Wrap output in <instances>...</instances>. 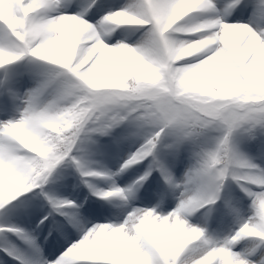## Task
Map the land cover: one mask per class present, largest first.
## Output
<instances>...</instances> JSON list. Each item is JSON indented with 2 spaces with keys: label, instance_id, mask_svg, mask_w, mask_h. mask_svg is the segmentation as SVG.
I'll return each mask as SVG.
<instances>
[{
  "label": "clouds",
  "instance_id": "1",
  "mask_svg": "<svg viewBox=\"0 0 264 264\" xmlns=\"http://www.w3.org/2000/svg\"><path fill=\"white\" fill-rule=\"evenodd\" d=\"M2 37L0 69L23 64L31 83L0 119V210L45 201L37 229L62 216L57 207L78 213L68 224L78 239L52 260L16 256L21 264H261L264 162L241 145L264 142V0H0ZM105 138L134 146L114 170L83 151ZM157 142L177 157L187 148L189 163L180 175L169 167L143 205ZM61 167L110 218L93 222L67 198L53 206L47 186ZM233 186L242 197L226 195ZM220 204L233 225L223 235L211 228Z\"/></svg>",
  "mask_w": 264,
  "mask_h": 264
},
{
  "label": "rangeland",
  "instance_id": "2",
  "mask_svg": "<svg viewBox=\"0 0 264 264\" xmlns=\"http://www.w3.org/2000/svg\"><path fill=\"white\" fill-rule=\"evenodd\" d=\"M107 3H121L122 0H106ZM70 11L75 10L74 6L69 9ZM243 11V10H242ZM243 14L246 16L247 12L244 11ZM29 70L25 67V65L18 66L17 68L12 69L8 76L15 84V87L17 90H22L24 87L30 86V79L28 76ZM4 74L0 72V80L2 79V76ZM5 118L3 114H0V119ZM117 136L120 135V132L115 134ZM261 144H264V142H261L260 140L252 141V142H244L241 147L244 152L249 154L250 156L256 158L257 162H264V158H261ZM129 150H134V146L131 145L129 142H125L123 144L117 145L113 142V140L109 138H105L101 141L100 149L98 151L94 152L93 159L100 160L102 163L107 165L109 168H112L113 170L119 166L120 163H122L123 158H125L126 153ZM166 163L168 166L176 172L177 175L182 174L184 169L189 163V151L187 148H185L179 156H169L166 158ZM146 166V163L144 165L136 166L133 169H130L125 174H123L120 179L119 183L121 185L128 183L130 180L134 179L140 172L144 170ZM69 174V169H65L61 172V175L63 177H60V179L63 180V182H74V179L71 177L67 178ZM102 183V182H101ZM51 194L55 195L58 198H67L71 199V195L69 194L68 190H72L77 194H81V191L78 187L72 188V186L68 187H52ZM162 190V186L154 176V173L152 177L150 178L148 184L145 185V188L143 189L141 193V201L139 203L143 205H150L155 202L156 197L154 196V192H159ZM228 194H234L237 197H242V194L239 193V190L235 188V186L232 187ZM173 206V201L168 200L166 207L171 208ZM247 203L246 198L242 199V207L247 211ZM40 203L39 201H32L29 209L26 212L23 213H14L11 211V208L0 210L3 211L0 218V225H15V226H27V231L33 234H38L39 240L38 244L40 247H27L26 242L18 241L16 239V236L12 234L11 232H4V243H7L9 246H12L13 252L15 255L24 257L27 256L29 258L35 259L37 261H40L44 258H47L49 260L55 259L59 254L53 255L55 253V250H51L49 245V240L45 243L44 237L46 236L45 233H40L39 231L35 232L36 225L34 223L39 217V211H40ZM94 217L96 222H105L108 218L111 216V211L109 207L103 202V203H97L94 207ZM232 221L231 218L226 214V210L224 209L223 205L220 204L217 206V210L211 220V228L215 230L218 234H225L227 233L231 227H232ZM22 228V227H20ZM42 231H45L46 227L42 225L41 227ZM63 232H71L68 233V236H70V241L65 240V244H62V251L68 246V244L75 239H78V235L75 231H68L67 229L62 230ZM64 236V235H63ZM26 244V246L22 244ZM29 245V244H28ZM43 248V252L41 253L40 248ZM2 264H6V261H4Z\"/></svg>",
  "mask_w": 264,
  "mask_h": 264
},
{
  "label": "snow or ice",
  "instance_id": "3",
  "mask_svg": "<svg viewBox=\"0 0 264 264\" xmlns=\"http://www.w3.org/2000/svg\"><path fill=\"white\" fill-rule=\"evenodd\" d=\"M107 3V2H106ZM75 8V6H74ZM76 10V8H75ZM73 10V11H75ZM101 11V8L98 6L96 9L93 10L92 16L90 18L94 19L96 15H98ZM7 37L0 38V50H8L7 45L3 43V40H6ZM28 70H30L27 66H25ZM7 68V66H6ZM16 97H17V89L15 87L14 82L12 79L9 78L8 73H5V79L0 80V114H3L7 117L11 114L15 108L16 104ZM125 142H128L124 138H117L116 144L120 145ZM100 149L99 146H86L83 151L85 153H94ZM169 156H176L175 148L173 145L165 148L162 144H156V148L152 150V155L149 157L150 163L148 164V171H157L160 177H167L169 166L166 163V158ZM261 158H264V144H261ZM146 174V173H145ZM250 187V186H248ZM254 191H260V189H254ZM47 197L51 199L53 206H57L63 203V200H58L57 197L50 192H47ZM252 199L251 196L247 198L248 202ZM226 203L228 204V208L231 209L233 214H238V209L233 207L230 202H228L227 197H225ZM31 205V201L28 198H25L22 201L17 202L15 205H12L11 211L14 213H23L26 212ZM225 209V208H224ZM57 211L65 218L66 223H61L58 225L60 230H64L67 228L69 223L76 224L78 223V213L77 208L75 206H66L63 208L57 207ZM227 214V211H226ZM228 215V214H227ZM0 228H13L17 229L18 231L11 232L14 233L18 238L22 241L28 243L32 247H37L35 245L34 240L32 239V233L28 232L26 229L20 228L15 225H0ZM4 233V232H2ZM252 254H255L256 249L253 248L251 250ZM261 264H264V260L261 261Z\"/></svg>",
  "mask_w": 264,
  "mask_h": 264
}]
</instances>
